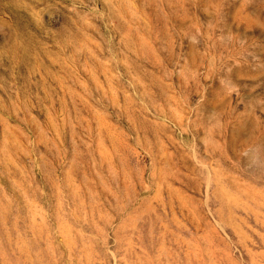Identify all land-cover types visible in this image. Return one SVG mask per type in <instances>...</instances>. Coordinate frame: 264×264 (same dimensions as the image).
<instances>
[{
    "label": "rangeland",
    "instance_id": "rangeland-1",
    "mask_svg": "<svg viewBox=\"0 0 264 264\" xmlns=\"http://www.w3.org/2000/svg\"><path fill=\"white\" fill-rule=\"evenodd\" d=\"M0 264H264V0H0Z\"/></svg>",
    "mask_w": 264,
    "mask_h": 264
}]
</instances>
